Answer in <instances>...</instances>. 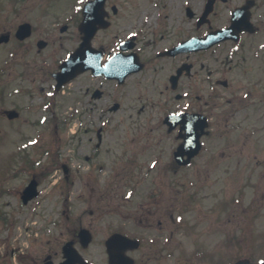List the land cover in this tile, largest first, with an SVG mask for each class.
I'll return each mask as SVG.
<instances>
[{
    "label": "rangeland",
    "instance_id": "1",
    "mask_svg": "<svg viewBox=\"0 0 264 264\" xmlns=\"http://www.w3.org/2000/svg\"><path fill=\"white\" fill-rule=\"evenodd\" d=\"M56 1H29L35 26H53L46 13L62 10V0ZM202 1L118 0L122 6V19L127 18L125 31L128 35L133 33L132 30L136 31L138 47L143 50L145 59L152 58L148 68L129 78L124 90V104L118 110L100 109L108 107V99L95 100L98 104L93 112L81 107L80 100L84 96L77 91L75 83L61 92L53 89L55 81L48 72L53 70L52 51H48V66L30 68L21 61L10 63L14 56L11 44L0 46V111L16 108L21 113L20 118L13 121L0 114V186L13 188L24 179L26 182L30 176L22 173L25 171H33L40 177L46 175L41 184L44 192L33 205L20 206L17 192L16 196L7 193L0 199V208L4 207L0 209V239L10 240L16 233L27 234V226L31 227L28 233H32L33 229L54 227L53 223L66 215L70 218L81 216L84 223L92 218L96 220L92 227L97 250L102 253V248L105 254L104 243L99 241L105 240L111 232L121 231L124 225L126 227L128 203L132 210L136 208L132 206L138 202L134 191L135 172L165 173L173 164V150L180 139L176 131L169 133L161 123L163 114L178 103L166 87L169 72L166 70L171 61L154 58L157 49L181 37L207 34L192 33L196 16L185 13L190 7L198 14ZM18 5L11 4V0H0V32L9 27L6 23L10 21V10ZM66 8L72 10L70 6ZM60 21L66 22L67 17L63 15ZM198 31H203V27ZM112 34L113 31L103 33L97 44H107ZM67 43L56 57L66 55L70 47ZM214 57L211 51L200 56L206 64ZM251 98L253 106L256 105L248 110L250 123L234 132L224 130L223 124L216 126L205 138L206 149L201 155L205 158L197 161V167L207 171L208 156L215 155L212 158L213 165L217 166L214 170L220 172L216 210L212 213L188 208L185 213V217L197 222V227L192 230L195 244L211 247L208 250L213 249L212 253L220 248L221 256L192 255L196 245L190 239L185 247L189 250L187 257L178 259L180 248L174 236L173 247L166 246L168 248L163 251L176 252L165 263L231 264L233 256L236 259H264V102L255 95ZM55 155L58 156L57 164L53 162ZM154 158L158 159L153 168L150 164ZM65 166L68 173H65ZM47 170L51 173H45ZM8 203L11 207L6 205ZM215 213L218 218H213ZM133 228L136 233V226ZM174 228V223L167 220L161 232L156 230L150 234L167 245L163 239ZM39 233H45V230ZM147 248L150 247L146 246L142 251Z\"/></svg>",
    "mask_w": 264,
    "mask_h": 264
},
{
    "label": "flooded vegetation",
    "instance_id": "2",
    "mask_svg": "<svg viewBox=\"0 0 264 264\" xmlns=\"http://www.w3.org/2000/svg\"><path fill=\"white\" fill-rule=\"evenodd\" d=\"M29 1L11 0V4L19 5L16 9L10 10V21L6 23L9 27L5 32H0V38H6L5 35L8 38L7 41H1L0 46L11 44L14 56L10 63L21 61L30 68L39 65L48 66V51H52L53 70L48 72L55 81L52 84L54 89L55 74L61 63L72 51L80 48L83 42L81 23L83 8L88 0H62V10L46 13L52 19V27H39L32 23L33 12ZM67 6H70L72 10H66ZM105 10L107 27L100 28L91 41L92 46L102 49L103 65L117 53H121L122 57H127L131 52L136 53V34L128 36L125 31L128 28L127 18L122 19V6L118 0H106ZM185 13L188 16L191 15L190 17L196 16L197 30L201 27L207 32L230 29L233 37L222 40L207 50L182 52L179 55V61H174L172 56L157 55L154 58L159 61L166 59L171 61L166 70L169 71L166 87L182 101L181 107L171 112H181L184 125L188 124L187 119L190 115L199 114L207 117L210 128L208 135L220 124H223L224 130L230 132L243 128L251 120L248 116V110H252L250 108L253 106L251 97L255 95L264 102V0H203L198 14L188 11L187 8ZM63 15L67 17L66 22L60 21ZM28 23L31 24L30 34L20 31L22 25ZM107 31H113L107 44H97L98 38ZM66 41L68 45L70 44L66 55L56 57L57 52L64 48ZM209 51L214 53L215 57L206 64L200 56ZM147 66L148 64H144L143 68ZM178 71H180L178 87L173 90L170 77ZM128 79L129 77L120 83L118 79L108 78L103 74L95 75L92 70H86L79 73L71 83H75L77 91L82 97L84 96L83 100H80L81 107L93 112L98 104L95 102L104 99L109 100L108 107H100V109L111 110L114 105H118L120 109L124 104L126 96L124 90ZM12 110L17 111L14 118H9L11 109H2L0 114L6 115L10 121L19 119L20 111L16 108ZM222 119H224L223 123H221ZM252 124L255 125V123ZM214 157L215 155L208 156L210 163L207 165V171L197 167L198 158H205L199 155L189 164L175 165L176 167H172V170L169 169L165 173L135 172L136 187L133 189L138 202L132 205L136 206L133 210L130 208V203L127 204L129 206L126 210L128 213L125 215L127 225L119 231L135 240L132 247L125 251V254L132 258L133 264L156 262L167 264L165 260L173 258L176 251H163V249L168 248L166 246L173 247L174 236L178 239L176 244L180 248L178 259L187 257L189 250L185 247L187 240L190 241V239L196 245V249L191 252L192 255L214 258L216 254H219V249L216 253H212L211 251L214 250H208L211 247L205 243L203 244L209 248L202 244H195L192 230L197 227V222L195 219L189 220L185 217L188 208L198 209L200 212L209 210L212 213L216 210L218 203L216 192L220 189L217 178L220 172L214 170L217 167L213 165ZM22 173L30 176L28 180L25 182L24 179L21 184L13 188L0 186V199L7 193L16 196L15 192H17L20 206L28 207L42 195L41 184L46 175L40 177L33 171ZM45 173L50 174L47 171ZM33 180L36 183L37 195L24 202V189ZM147 182L148 185H146ZM6 205L11 207V203ZM1 208L4 209V207ZM90 214L93 215L92 210ZM167 220H171L175 228L163 239L166 240L165 243H168L165 245L157 238L155 239L154 237L157 236L151 235L150 232L156 230L161 232ZM94 222L96 223L94 218L84 223L81 216L70 218L66 215L58 222L55 221L54 227L33 229L32 233H28L31 227L27 226V234L16 233L12 234L10 240L0 239V264H109L107 251L104 250V254L102 248V253L97 250L96 233L92 227ZM133 226H136V233ZM54 229H56L55 233ZM82 229L92 233L90 241L87 240L89 234H82ZM43 230L45 233L40 234L39 232ZM105 241L106 239L99 243L105 244ZM146 246L150 248L142 251Z\"/></svg>",
    "mask_w": 264,
    "mask_h": 264
},
{
    "label": "water",
    "instance_id": "3",
    "mask_svg": "<svg viewBox=\"0 0 264 264\" xmlns=\"http://www.w3.org/2000/svg\"><path fill=\"white\" fill-rule=\"evenodd\" d=\"M103 2H104V0H97L96 3L100 5V8H99V11L97 13L98 15H96L95 17H100V18L104 17V15H103V7H102ZM86 12H87V14L85 15L86 16L85 20L86 21H90V20L94 21V18L91 16V14H88L90 12V8L89 7L86 9ZM98 22L99 21H94L95 24L98 23ZM95 29H96V26L94 27V30L92 31V34L94 33ZM212 37L213 36H210V38H207V39L203 40L202 42L209 41ZM191 43H193V42H191ZM180 47L181 46H179L177 48H180ZM174 51L175 50H173V52ZM176 51H179V50H176ZM76 54L77 53H74L73 55H71L69 57V59L65 61L64 65L62 67L63 71L59 74L60 75L59 77H63L64 80H69L70 78L74 77L75 73H77L78 71H81L82 69L85 68L83 66H77L75 64ZM90 66L92 68H95V63L91 64ZM87 67H89V66L87 65ZM129 242H130V240H128L125 236H123L121 234H115L111 238L108 239L107 246H108V250H109V252L111 254V262H112V264H124L125 263V261H124L125 260L124 251H125V249H126V247H127ZM235 264H264V261L259 262V263H253L249 259H242V260H239L238 262H236Z\"/></svg>",
    "mask_w": 264,
    "mask_h": 264
}]
</instances>
